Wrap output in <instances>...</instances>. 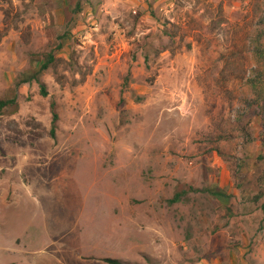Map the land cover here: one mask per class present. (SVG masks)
<instances>
[{"label":"rangeland","instance_id":"obj_1","mask_svg":"<svg viewBox=\"0 0 264 264\" xmlns=\"http://www.w3.org/2000/svg\"><path fill=\"white\" fill-rule=\"evenodd\" d=\"M263 16L264 0H0V99H17L0 264H264ZM57 42L49 96L17 87Z\"/></svg>","mask_w":264,"mask_h":264},{"label":"trees","instance_id":"obj_2","mask_svg":"<svg viewBox=\"0 0 264 264\" xmlns=\"http://www.w3.org/2000/svg\"><path fill=\"white\" fill-rule=\"evenodd\" d=\"M77 7L79 10H81V3H79ZM261 26H263V28H260V31L257 33L256 37L253 40L254 53L256 58H258L257 62L259 65H261V67L258 66L255 70H253V75L248 79V85L255 94L254 101L258 105L260 114L264 119V44H263L264 16L261 20ZM61 49H62V44L57 42V44L52 46L51 49H49L47 52L40 54V57L37 59L38 62L40 63V68L36 71H33L29 74H25L24 76H22L19 80H17L16 86L20 87L23 84L32 83L36 81L40 86L41 95L43 97H48L49 92L47 89V85L42 81L41 75L43 74V72L49 70L54 66L55 62L57 61L56 52ZM14 105H17L16 98L0 99L1 112L6 108H8L9 106H14ZM51 110L53 114L51 135L53 137H56V131L58 129V122L60 120V115L57 110V103L55 101H52L51 103ZM261 141H262L261 145L264 148V136L262 137ZM191 190L194 189L191 188ZM202 191L209 193L211 196L225 202H227L231 198V195L222 189L207 188V189H202ZM186 194L187 191H182L177 193L172 199L169 200L170 204H174L179 201H182L183 196ZM106 262L110 264H124L121 260L111 259V258H107Z\"/></svg>","mask_w":264,"mask_h":264}]
</instances>
